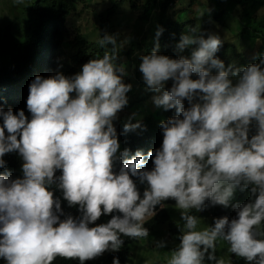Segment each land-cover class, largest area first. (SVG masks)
Masks as SVG:
<instances>
[{
	"label": "clouds",
	"instance_id": "clouds-1",
	"mask_svg": "<svg viewBox=\"0 0 264 264\" xmlns=\"http://www.w3.org/2000/svg\"><path fill=\"white\" fill-rule=\"evenodd\" d=\"M161 1L136 61L45 27L0 51V264H264V37Z\"/></svg>",
	"mask_w": 264,
	"mask_h": 264
},
{
	"label": "trees",
	"instance_id": "trees-1",
	"mask_svg": "<svg viewBox=\"0 0 264 264\" xmlns=\"http://www.w3.org/2000/svg\"><path fill=\"white\" fill-rule=\"evenodd\" d=\"M187 1L191 5L194 3V0H162L160 3L161 16H165L166 11L174 7H181V10H186L187 13L190 11L191 15L196 13V11L197 14L203 12L204 8L201 0H197L196 5L191 7L189 11L187 9ZM80 3V0H24V3L16 4L14 0H6L3 17L6 14H11L14 16L15 22H9L3 28H0V31H10L0 37V51L8 55L7 58L13 57L15 53L19 57L23 50L22 41L30 34V32L27 34L26 32L31 30V28L41 29L45 27L38 34L44 35L46 43L60 42L59 45H64L66 36L63 31L69 14L76 12L77 9L88 7L86 1H84L82 6H80ZM182 3L185 4L182 5ZM251 4H254L256 9H260V12L255 13L256 10H251ZM155 5L156 0H113L106 10L99 13V39L105 32L116 35L118 41V62L129 63L130 60L136 61L140 45L136 44L131 38L135 32L143 31V16ZM206 7L208 8L205 10L207 16L219 17L220 15H226L230 17V13H235L236 11L239 14V16L236 15L238 21L233 16V24L243 25L245 23L250 25L254 22L255 29L262 33L264 37V0H208ZM223 10H226V12ZM122 14L133 17L135 21L130 29H125L124 26L121 27L125 32L116 29V25L121 18L115 19L116 25L111 23L112 16L121 17ZM29 16L31 17L30 20ZM176 21L178 19L168 20L159 36L162 39L158 42V51L173 57L177 56L175 51L176 35L180 28L179 23ZM55 25L58 26L61 33L53 35V32L47 26L55 27ZM88 38L89 36L84 34L83 31L76 29L73 40L80 50H86L82 49V46L90 48L94 45L88 41ZM96 49L102 50L103 53L105 51L111 52L110 45L103 48L98 46ZM237 264H251V262H246L243 258H239L237 259Z\"/></svg>",
	"mask_w": 264,
	"mask_h": 264
},
{
	"label": "rangeland",
	"instance_id": "rangeland-1",
	"mask_svg": "<svg viewBox=\"0 0 264 264\" xmlns=\"http://www.w3.org/2000/svg\"><path fill=\"white\" fill-rule=\"evenodd\" d=\"M5 1L6 0H0V28H3L11 19L10 15L5 14L3 12V9L5 8ZM111 0H86L87 8L85 9H77L76 12L69 15L65 22V28L64 33L66 36V41H70L74 38V34L76 32V29H79L80 31H83L84 34L89 36V40L93 41L94 44H97V41L99 40V18L98 14L104 10H106L110 5ZM223 1V0H220ZM250 9L253 11L256 10L255 13L260 12V9H256L254 7V4H251ZM226 12V10H223ZM154 14H157L154 12ZM171 16H174V11L169 13ZM119 23L116 25V29L121 30L125 32L123 29H121L122 26H124L125 29H130L134 24V18L126 15H121ZM150 22V21H149ZM228 22L232 24V21L229 19ZM237 33L240 35H243L245 32H251L255 31V23H251L250 26H247L245 24L233 25ZM148 25L146 24L144 26V30H147ZM253 29V30H250ZM144 30L142 32L139 31L140 37H142L145 32ZM239 41H242L243 38L239 35L235 36ZM98 45V44H97ZM68 46V45H67ZM69 52H76V49L66 47ZM164 232V230H163ZM159 240H164L162 237ZM165 241V240H164ZM139 264H166L163 263L159 259H154L151 262L150 261H143Z\"/></svg>",
	"mask_w": 264,
	"mask_h": 264
}]
</instances>
